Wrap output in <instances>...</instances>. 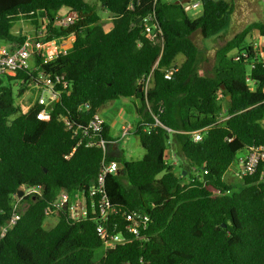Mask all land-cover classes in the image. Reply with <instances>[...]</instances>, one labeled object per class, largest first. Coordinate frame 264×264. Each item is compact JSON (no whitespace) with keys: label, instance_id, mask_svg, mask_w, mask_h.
Instances as JSON below:
<instances>
[{"label":"trees","instance_id":"trees-1","mask_svg":"<svg viewBox=\"0 0 264 264\" xmlns=\"http://www.w3.org/2000/svg\"><path fill=\"white\" fill-rule=\"evenodd\" d=\"M99 1L111 15L108 32L96 7L85 0H0V45L23 44L25 36L13 31L17 23L34 28L45 23L48 39L75 34L66 54L46 64L38 57L37 70L0 77V230L13 195L42 188L40 198L22 202L20 220L0 239V264H264V164L252 176L235 178L243 185L240 191L225 178L240 153L264 146V61L246 40L257 31L264 49V23L247 26L216 49L206 75L198 72L203 50L194 37L219 35L232 16L229 2L196 0L200 14L192 18L185 5L167 0ZM131 4L134 9L128 10ZM61 9L77 15L67 29L52 27ZM153 11L155 29L145 33L139 19ZM151 70L153 82L145 94L139 88ZM39 74L69 83V95L63 93L48 109L49 121L37 119L38 105L27 114L18 106ZM120 98L139 102L134 135L145 153L127 160L104 123L106 159L120 164L105 179L106 196L119 211L106 229L127 239L105 250L96 221L72 223L61 215L47 229L44 209L62 191L87 195L103 158L101 149L84 142L69 157L79 137L61 119L75 129L85 127L105 104ZM210 126L202 141H193L191 132ZM169 136L183 160L179 172L167 157ZM131 212L151 220L138 239L124 231L121 215Z\"/></svg>","mask_w":264,"mask_h":264},{"label":"built area","instance_id":"built-area-1","mask_svg":"<svg viewBox=\"0 0 264 264\" xmlns=\"http://www.w3.org/2000/svg\"><path fill=\"white\" fill-rule=\"evenodd\" d=\"M138 1V0H137ZM156 1V0H155ZM178 2L181 0H167ZM184 10L189 12L198 11L200 3L196 0H191L184 4ZM134 6L131 4L128 10H133ZM195 12V13H196ZM76 13L68 11L64 16H59L53 24V28L67 29L76 20ZM143 22V30L145 33H152L155 29V12L148 14L145 18H140ZM45 23L40 28H34L30 33H23L25 41L18 46L10 47L8 45H0V77L8 76L15 77L20 70H37L35 66L36 58L43 59V64L54 60L59 54H66L73 46L75 41V34L70 33L59 38L48 39V31L45 29ZM17 31L16 33H19ZM160 32V31H159ZM177 71V67H171L165 72V79L169 80L173 73ZM249 81V80H248ZM153 82V70L142 77L141 89L146 94ZM69 83L61 76H50L39 74L35 82L29 86L28 89L18 99V106L22 114H27L35 105L41 107L37 114V119L41 121H49L50 115L48 109L59 102L61 95L68 91ZM252 90L253 87L250 86ZM87 106V105H85ZM158 113H162L161 107ZM155 125H161L156 115L152 116ZM220 120V122L224 121ZM67 131L72 133L73 137H79L76 147L73 148L72 153L76 151L77 147L84 142L86 147H96L102 150L103 158L100 163L99 173L96 178L94 187H92L88 194L84 192H76L70 194L62 191L57 196L56 200L49 203L44 209V216L47 219H55L56 221L63 215L66 220L72 223L90 219L97 222L96 231L103 242L105 250H111L116 246L123 245L127 239L123 235H113L106 229V224L110 221L112 216H115L119 211L107 198L105 193V179L109 174L117 173L119 167L115 161H107V145L101 133L103 132L104 121L99 114H94L90 122L85 127L74 128L66 118H62ZM211 128L206 127L194 132H191L194 142H200ZM133 127L128 124L121 126L120 137L125 138L131 132L134 133ZM68 158V157H67ZM264 164V146L250 147L243 156L239 157L236 168L234 170L235 178L242 179L247 176H252L257 169ZM193 176L197 177L198 171L193 169ZM264 180V167L261 171V179ZM23 195L19 197L16 194L12 197V209L10 216L5 225L0 230V239H2L7 231L13 227L21 218L23 212L22 202L27 198H40L42 196L41 187L22 188ZM89 199V201H88ZM122 218L126 222L124 231L127 235L133 238H140L145 232L151 222L148 215H143L138 212L122 213ZM113 227H116L114 225Z\"/></svg>","mask_w":264,"mask_h":264},{"label":"rangeland","instance_id":"rangeland-1","mask_svg":"<svg viewBox=\"0 0 264 264\" xmlns=\"http://www.w3.org/2000/svg\"><path fill=\"white\" fill-rule=\"evenodd\" d=\"M218 1V0H216ZM229 2L232 6V16L229 18L227 26L219 33L217 36H212L209 39L200 40L198 35H195L194 39L196 44L200 47L202 51L200 62H199V74L208 75L215 64L214 52L220 46L224 45L226 41L233 38L236 34L240 33L247 26L253 23H264V0H223ZM200 10V7L198 8ZM97 12L103 17L102 11L97 7ZM189 12V16L192 18L197 17L199 13ZM41 16V15H40ZM42 19V17H41ZM30 27V28H29ZM231 27V28H230ZM103 28L105 31L112 29L111 22H104ZM20 31V34L30 33L33 27H28L25 24L17 23L13 28V31ZM247 42L253 44V48L258 52L259 57L264 61V49H262L263 41L261 36L257 31L253 32L247 39ZM230 57L235 58L237 55L232 52ZM181 61L182 56L178 57ZM226 100H229L227 97ZM225 105V102L222 103ZM139 106L138 100L130 98H120L115 101L108 102L99 111V116L104 118L110 128V136L117 141L118 148L122 151L123 156L127 160H140L144 156V150L139 144L137 137L131 132L125 138L120 137V132L112 127L113 122H118L119 125L121 121L135 128L138 117L135 112V108ZM118 132V133H117ZM169 149L166 152L169 162L174 163L173 166L177 172L180 171V166L183 164L182 157L180 156L179 149L177 147H172V137L168 138ZM240 153L238 156H242ZM236 166H231L227 171L225 178L235 181V189L240 191L243 185H240V180L235 179L234 170ZM161 175L158 176L160 178ZM57 221L55 219H46L44 222V227L51 228L56 225ZM96 256H100V252H96Z\"/></svg>","mask_w":264,"mask_h":264},{"label":"crops","instance_id":"crops-1","mask_svg":"<svg viewBox=\"0 0 264 264\" xmlns=\"http://www.w3.org/2000/svg\"><path fill=\"white\" fill-rule=\"evenodd\" d=\"M87 3H89L90 5H92V6H94V7H96V9H97V7H99V9L102 11V13H103V17H101L100 16V14H99V12H98V15L100 16V25H101V27L103 28V23L104 22H106V21H108V22H111V24H112V19H111V15H110V13H109V11H107L106 9H104L103 7H102V5H101V3H100V1L99 0H85ZM200 12V10H198L196 13H199ZM68 13V10L67 9H61L60 11H59V16H64V15H66ZM44 24V23H43ZM26 25V24H25ZM27 27H28V25H26ZM30 26V25H29ZM30 28V27H29ZM103 30H104V28H103ZM105 31V30H104ZM110 31V30H109ZM106 32H108V31H106ZM103 119V121H104V123L105 124H107V122L105 121V119L104 118H102ZM125 124V122H123V121H121V123H120V125H119V123L118 122H113L112 123V127H114L115 128V130H117L118 132H120V130H121V126L122 125H124ZM108 125V124H107ZM110 129V128H109ZM135 129V128H134ZM117 132V133H118ZM134 134V133H133ZM113 145H116L115 146V148H118V144H117V141H116V144L114 143Z\"/></svg>","mask_w":264,"mask_h":264},{"label":"water","instance_id":"water-1","mask_svg":"<svg viewBox=\"0 0 264 264\" xmlns=\"http://www.w3.org/2000/svg\"><path fill=\"white\" fill-rule=\"evenodd\" d=\"M190 1L191 0H181V1L176 2V4L184 5V4L189 3ZM139 21H141V19H139ZM139 91H141V88H139ZM118 167L120 168V164H118ZM17 195L21 197L23 195V191L22 190L17 191Z\"/></svg>","mask_w":264,"mask_h":264}]
</instances>
